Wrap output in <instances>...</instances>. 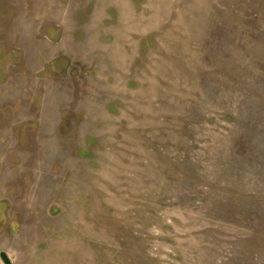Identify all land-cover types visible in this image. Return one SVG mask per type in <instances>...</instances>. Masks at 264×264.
Segmentation results:
<instances>
[{
  "label": "rangeland",
  "instance_id": "374dc122",
  "mask_svg": "<svg viewBox=\"0 0 264 264\" xmlns=\"http://www.w3.org/2000/svg\"><path fill=\"white\" fill-rule=\"evenodd\" d=\"M0 252L264 264V0H0Z\"/></svg>",
  "mask_w": 264,
  "mask_h": 264
},
{
  "label": "water",
  "instance_id": "95a60500",
  "mask_svg": "<svg viewBox=\"0 0 264 264\" xmlns=\"http://www.w3.org/2000/svg\"><path fill=\"white\" fill-rule=\"evenodd\" d=\"M0 257L2 258V260L4 261L5 264H10V262H9V260H8V258H7L5 253L0 252Z\"/></svg>",
  "mask_w": 264,
  "mask_h": 264
}]
</instances>
